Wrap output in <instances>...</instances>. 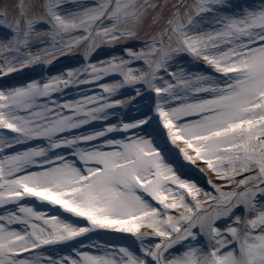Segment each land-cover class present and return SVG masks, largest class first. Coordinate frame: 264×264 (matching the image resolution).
<instances>
[{
  "label": "snow or ice",
  "instance_id": "1",
  "mask_svg": "<svg viewBox=\"0 0 264 264\" xmlns=\"http://www.w3.org/2000/svg\"><path fill=\"white\" fill-rule=\"evenodd\" d=\"M0 26V77L86 61L0 85V264H264V0H0Z\"/></svg>",
  "mask_w": 264,
  "mask_h": 264
},
{
  "label": "rangeland",
  "instance_id": "2",
  "mask_svg": "<svg viewBox=\"0 0 264 264\" xmlns=\"http://www.w3.org/2000/svg\"><path fill=\"white\" fill-rule=\"evenodd\" d=\"M3 3H8L10 5H14L17 0H2ZM87 2H95V0H87ZM233 2H238V0H233ZM249 3H254L257 2V0H248ZM9 31L3 26H0V38H5L4 34ZM128 46H139V42H136L135 44L129 42ZM34 51L36 50L35 48L33 49ZM123 54V43L121 44H116L115 46H110L108 44H103L101 45L96 52L93 53L92 55V61L93 62H98V61H103L106 60L108 57L113 56V55H120ZM83 55H82V49L77 50L73 53H68L66 55H60L56 60L52 62V64H36L33 66H30L28 68L23 69L19 74H11L8 77H0V85H10L14 83H19V82H26L27 79L29 78H38L40 76H45V75H54L57 72L64 71L66 68L69 67H77L80 63H84ZM206 65H202L201 67H192L191 70L197 71L201 70V68H206ZM112 79H121V77L118 74H114L111 77L105 78V82H109ZM83 90L88 91H98L99 89L96 88L95 85H81L80 86ZM78 89L73 87L72 89L69 90L68 95L65 98L68 99H75L76 98V93ZM122 92L125 93L126 96H131L134 93L129 90V89H121ZM120 98V97H117ZM127 113L128 115L135 116V108L131 110V112H128L127 109L124 110V112H121L120 115H124ZM115 122V121H114ZM194 178L201 179V183H203V179L197 175L193 174ZM209 189L211 186H208ZM128 235V234H126Z\"/></svg>",
  "mask_w": 264,
  "mask_h": 264
}]
</instances>
